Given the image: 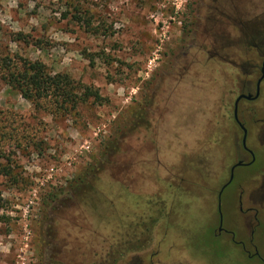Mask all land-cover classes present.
<instances>
[{
    "label": "rangeland",
    "instance_id": "374dc122",
    "mask_svg": "<svg viewBox=\"0 0 264 264\" xmlns=\"http://www.w3.org/2000/svg\"><path fill=\"white\" fill-rule=\"evenodd\" d=\"M208 4L0 0V73L6 59L13 70L19 58L41 61L101 96L69 115L35 110L0 77V264H125L157 240L203 264H264L200 238L197 226L211 228L207 210L214 225L227 216L183 181L200 172L197 183L209 181L235 144L231 122L218 120L219 99L234 101L240 71L208 52L223 43L225 59L248 64L245 27L264 21V0H240L241 28L207 40ZM205 119L215 125L206 136ZM107 146L117 151L102 157ZM101 161L103 170L90 173ZM258 246L264 256L263 239Z\"/></svg>",
    "mask_w": 264,
    "mask_h": 264
},
{
    "label": "flooded vegetation",
    "instance_id": "af4514ba",
    "mask_svg": "<svg viewBox=\"0 0 264 264\" xmlns=\"http://www.w3.org/2000/svg\"><path fill=\"white\" fill-rule=\"evenodd\" d=\"M212 3L215 5H207L208 25H210L207 27V40L214 38L217 42H222L230 27L234 26L237 30L241 28L237 19L244 8L239 7L240 0H212ZM262 27H264V21L259 24L250 23L245 27L246 41L244 42L249 47L248 53L251 54V51H254L247 60L248 64L240 65L232 59H225L227 46L223 43L216 47L213 45L212 51L208 52L211 59L230 64L240 71V73L236 71L237 75L233 76L234 101L226 102L224 97L221 98L222 100L219 99L220 107L225 112L218 120L228 124L229 127L230 124L227 121L231 122L235 144L230 152L222 151L218 173L216 176H211L209 181L197 183L200 181L201 172L198 177H195V183L192 181L193 177L183 179L186 185L193 186L192 189H186V191L192 192L194 188L205 189L207 201L205 204L211 205L209 199L213 197L219 207V212L225 210L227 216L224 219L221 215L214 225L213 211L207 210L206 223L212 229L197 226L200 238L208 234L211 237L212 247L217 249L227 248L230 245L237 246L249 261L259 263H264V256L258 246V240L263 239L264 241V29L261 30ZM215 29L216 34L213 32ZM235 44L237 43L234 42L228 46L231 49ZM219 69L220 73H223L224 65L219 66ZM186 123L187 125L184 126L189 128L191 123L187 120ZM213 125V120L205 119L202 124L204 136L210 130L209 128H213ZM200 148L220 147L204 144ZM207 153L204 156L208 163L212 155ZM208 167L209 165L201 168L209 171ZM238 167H246L244 173L238 175L236 173ZM161 237L163 238L164 234ZM202 241L203 239L196 244V252L201 251L202 253ZM163 242L164 240H157L153 252H139L131 256L132 258L125 264H203L201 261H195L193 257L177 254L176 244L170 243L165 248ZM137 247L140 248L139 242ZM203 257L202 254L198 256L201 260Z\"/></svg>",
    "mask_w": 264,
    "mask_h": 264
},
{
    "label": "trees",
    "instance_id": "16d2710c",
    "mask_svg": "<svg viewBox=\"0 0 264 264\" xmlns=\"http://www.w3.org/2000/svg\"><path fill=\"white\" fill-rule=\"evenodd\" d=\"M74 19L82 21L79 16H74ZM10 63L11 61L7 62L6 59L5 70L7 72L0 73L1 79L29 101L35 110L48 109L51 113L69 115L75 113L81 103L90 99L94 102L101 100L99 92L93 87L76 83L66 74H53L41 61L19 58L14 70L9 66ZM110 148L107 146L104 149L102 157L112 155L117 151L116 148ZM105 163L104 161L99 162L98 166L96 164L90 170V173L95 171L97 174L102 171ZM80 182L83 184L85 180L82 178Z\"/></svg>",
    "mask_w": 264,
    "mask_h": 264
},
{
    "label": "water",
    "instance_id": "95a60500",
    "mask_svg": "<svg viewBox=\"0 0 264 264\" xmlns=\"http://www.w3.org/2000/svg\"><path fill=\"white\" fill-rule=\"evenodd\" d=\"M263 73H264V68H263Z\"/></svg>",
    "mask_w": 264,
    "mask_h": 264
}]
</instances>
